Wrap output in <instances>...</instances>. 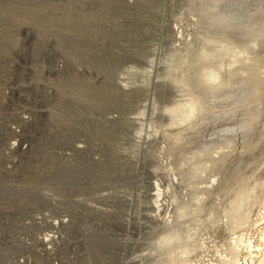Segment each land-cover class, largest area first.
<instances>
[{"label": "rangeland", "instance_id": "1", "mask_svg": "<svg viewBox=\"0 0 264 264\" xmlns=\"http://www.w3.org/2000/svg\"><path fill=\"white\" fill-rule=\"evenodd\" d=\"M239 52L264 0H0V264H258L264 84L206 74Z\"/></svg>", "mask_w": 264, "mask_h": 264}, {"label": "bare ground", "instance_id": "2", "mask_svg": "<svg viewBox=\"0 0 264 264\" xmlns=\"http://www.w3.org/2000/svg\"><path fill=\"white\" fill-rule=\"evenodd\" d=\"M251 55L252 54H249V53L239 52V57L241 58V61H245L244 62L245 64L243 63L242 67L236 68L235 71L231 69H225L226 72L225 71L222 72L220 67L219 68L214 67L216 68L215 70H208V72H206V74H209V77L212 78L214 81L216 82L220 81V83L217 86H215V89L217 90V92L224 93V94H221L220 97H222V101L227 102L229 105L243 103L251 98H254L256 95H258V93H260L261 87L264 84V64L263 65L258 64L257 61L253 60V57ZM235 58H234L233 64L237 65L238 61L240 60L235 59ZM225 73H227V75H225L226 79H224V76L222 75ZM194 104L195 102H191L190 104L192 106V109H193ZM195 105H198V104H195ZM257 114H258L257 112L248 111L245 117L240 119L236 125H238L239 129L248 130L255 122L257 118ZM249 191L250 189H248L247 186L244 187L243 194L239 198L238 206L242 211H246L245 209L248 206L247 200L249 199V196H248ZM227 264H231V262H228ZM258 264H264V255Z\"/></svg>", "mask_w": 264, "mask_h": 264}]
</instances>
